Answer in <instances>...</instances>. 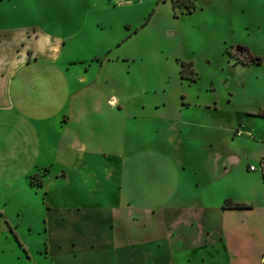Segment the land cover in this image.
I'll return each mask as SVG.
<instances>
[{
  "label": "rangeland",
  "instance_id": "rangeland-1",
  "mask_svg": "<svg viewBox=\"0 0 264 264\" xmlns=\"http://www.w3.org/2000/svg\"><path fill=\"white\" fill-rule=\"evenodd\" d=\"M37 24L61 36V65L77 62L71 69L85 77L75 80L62 118L82 121L68 127L61 156L82 164L76 154L84 143L96 165L70 175L47 164L34 173L51 198L54 238L46 252L42 193L1 160L0 264L221 258L217 244L204 245V234L216 237L224 219L204 200L235 189L255 202L257 223L264 216V117L257 115L264 110V62L245 64L251 52L264 56V0H0V37L23 25L34 33ZM184 61H192L185 73L196 81L182 77ZM144 151L160 185L179 177L168 205L136 206L124 190L120 168ZM68 179L89 191H61ZM94 197L96 208L62 207L92 205ZM243 214L231 212L228 220L239 223Z\"/></svg>",
  "mask_w": 264,
  "mask_h": 264
},
{
  "label": "crops",
  "instance_id": "crops-1",
  "mask_svg": "<svg viewBox=\"0 0 264 264\" xmlns=\"http://www.w3.org/2000/svg\"><path fill=\"white\" fill-rule=\"evenodd\" d=\"M3 32L0 37V167L1 160H5L9 168L20 169L34 192L42 193L49 211L45 214L43 225V230L47 233L45 245L48 252L51 249L50 240L54 238L50 224L52 209L48 206L50 193L45 191V186L32 185L31 176L47 164H55L60 168L65 166L70 175H74L75 171L87 173L95 170V153L84 143L83 150L76 154L82 156V164L68 165L61 156L62 141L68 133V127L71 132V124L82 121L66 122L62 118L69 109L75 80L85 77L71 69L70 66L77 62L64 61L61 65V52L66 43L61 40V36L45 32L42 24L35 25L34 33H30L25 25ZM2 126L5 133L1 131ZM137 156H131L120 168L121 181L125 184L124 190L128 198L136 206L143 208L170 204L180 187L176 172L173 173V179H170L171 184L160 185L154 171L146 168L148 163L143 159L148 156L147 152ZM100 159L105 162L104 157ZM77 183V180H72L67 186H61L60 190L77 193L89 191V188L78 186ZM226 197L245 202L250 207L224 208L222 205ZM92 205L83 200L62 207L96 208L95 197ZM104 207L106 208L105 205ZM256 207L255 202L235 189L218 194L216 201L204 200V208L221 210L224 219L216 237L211 231L204 234V245L207 246L212 241L218 245V252L222 253L221 258L217 261L212 259L211 264H264V216L257 223L250 215ZM236 211L249 214H243L239 223L228 220V215ZM207 260L204 257V262Z\"/></svg>",
  "mask_w": 264,
  "mask_h": 264
},
{
  "label": "trees",
  "instance_id": "trees-1",
  "mask_svg": "<svg viewBox=\"0 0 264 264\" xmlns=\"http://www.w3.org/2000/svg\"><path fill=\"white\" fill-rule=\"evenodd\" d=\"M264 62V56L263 55H259V54H253L252 52L250 53V56H249V60H248V62H245V64H254V63H257V64H261V63H263ZM190 65H192V61H190V62H182V69H181V75H182V77H184V78H189V79H191V80H193V81H196L197 79H196V76H195V74L194 75H187V73H185V70L187 69V67H189ZM257 115L258 116H260V117H264V110H261V111H259L258 113H257ZM35 174H33L32 176H31V184L32 185H36V186H39V187H41V186H43V181L42 180H40L38 183H34V181H33V176H34ZM231 198H227V199H225V202L223 203V205H222V207H224V208H248V207H250V205H248L247 203H245V202H241V201H237V202H234L233 204H231V205H226L227 203V201H229ZM16 234V233H15ZM16 238L19 240V238L17 237V234H16ZM20 242V241H19ZM21 244H22V242H20Z\"/></svg>",
  "mask_w": 264,
  "mask_h": 264
}]
</instances>
